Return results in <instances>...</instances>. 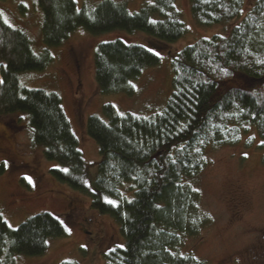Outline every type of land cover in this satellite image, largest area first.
Masks as SVG:
<instances>
[{
    "label": "trees",
    "instance_id": "16d2710c",
    "mask_svg": "<svg viewBox=\"0 0 264 264\" xmlns=\"http://www.w3.org/2000/svg\"><path fill=\"white\" fill-rule=\"evenodd\" d=\"M188 1L193 21L206 27L239 19L245 0ZM35 2L47 46L60 45L77 27L92 35L140 31L168 43L186 32L176 0H152L133 12L113 0L79 9L75 0ZM50 59L47 52L33 53L27 36L0 16V116L25 115L32 143L58 165L51 175L87 194L93 209L114 220L122 244L104 254L106 263L206 264L180 251L183 239L207 223L193 185L206 164V149L240 142L251 147L256 135L264 163V0H254L226 34L199 38L175 53L172 90L161 111L122 114L104 104L102 117H87L86 132L100 157L93 189L59 96L24 88L17 78L19 72L43 69ZM158 63L159 56L143 45L102 41L93 52L94 80L101 94L132 96V81ZM65 234L49 212L15 228L0 215V264H13L16 254L40 255L49 238Z\"/></svg>",
    "mask_w": 264,
    "mask_h": 264
},
{
    "label": "rangeland",
    "instance_id": "374dc122",
    "mask_svg": "<svg viewBox=\"0 0 264 264\" xmlns=\"http://www.w3.org/2000/svg\"><path fill=\"white\" fill-rule=\"evenodd\" d=\"M99 1L75 0L77 9ZM113 1L123 2L133 12L152 0ZM253 1H244L240 18ZM176 5L186 32L171 43L140 31L92 35L77 27L60 45L47 46L41 40L42 11L35 0H0L3 21L27 36L33 53L47 52L51 58L43 69L19 72L17 78L24 88L59 96L86 162L90 189L100 157L96 143L86 132L87 117H102L104 104H111L122 114L147 116L161 111L172 90L170 61L175 53L199 38L226 34L240 19L202 27L193 21L188 0H176ZM117 38L143 45L159 56L157 65L145 68L132 81V96L101 94L94 80L95 46ZM254 140L251 147L240 142L206 149V164L193 178V185L207 223L196 236L183 239L182 253H192L206 264H264V163L255 146L256 135ZM42 150L31 141L25 115L0 116V215L10 228H15L36 213L49 212L61 221L66 233L49 238L40 255L16 254L13 264H107L104 254L122 244L116 223L93 209L87 194L57 181L50 170L58 165L45 159Z\"/></svg>",
    "mask_w": 264,
    "mask_h": 264
},
{
    "label": "snow or ice",
    "instance_id": "6c2138e0",
    "mask_svg": "<svg viewBox=\"0 0 264 264\" xmlns=\"http://www.w3.org/2000/svg\"><path fill=\"white\" fill-rule=\"evenodd\" d=\"M26 179L28 180L29 183H31V179L30 178L26 177ZM109 203H113V202L109 201Z\"/></svg>",
    "mask_w": 264,
    "mask_h": 264
},
{
    "label": "water",
    "instance_id": "95a60500",
    "mask_svg": "<svg viewBox=\"0 0 264 264\" xmlns=\"http://www.w3.org/2000/svg\"><path fill=\"white\" fill-rule=\"evenodd\" d=\"M2 65V63L0 62V66Z\"/></svg>",
    "mask_w": 264,
    "mask_h": 264
}]
</instances>
